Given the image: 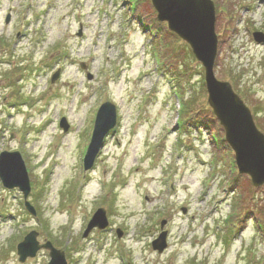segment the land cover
<instances>
[{
	"label": "rangeland",
	"instance_id": "obj_1",
	"mask_svg": "<svg viewBox=\"0 0 264 264\" xmlns=\"http://www.w3.org/2000/svg\"><path fill=\"white\" fill-rule=\"evenodd\" d=\"M151 1L0 0V155L21 154L37 214L0 179V264H22L17 245L32 230L68 264H264V185L239 173L202 63ZM211 1L215 77L231 84L264 134V42L253 34L264 35V1ZM105 102L117 106L118 125L85 171ZM100 208L109 227L84 238Z\"/></svg>",
	"mask_w": 264,
	"mask_h": 264
},
{
	"label": "water",
	"instance_id": "obj_2",
	"mask_svg": "<svg viewBox=\"0 0 264 264\" xmlns=\"http://www.w3.org/2000/svg\"><path fill=\"white\" fill-rule=\"evenodd\" d=\"M158 12V19L167 22L169 29L187 42L196 59L205 69V82L209 94V104L220 124L226 131L227 142L235 152L236 163L241 174L251 177L254 186L264 185V134L255 125L251 111L241 98L235 94L229 83L218 81L214 74V63L218 50L215 34V10L211 0H152ZM257 42H264L263 34H255ZM117 122L116 108L110 103L104 104L98 113L93 138L89 146L85 169L92 168L103 147L104 138ZM62 127L68 130L65 120ZM0 179L8 189L19 188L23 192L27 209L36 215L35 209L27 201L31 185L25 163L18 152L0 155ZM109 225L104 210H100L91 220L86 235L94 227L105 229ZM165 222L162 223V228ZM119 237L122 233L119 232ZM38 233L31 232L18 245L20 262L35 257L42 250L50 252L49 264H67L65 253L50 242L40 245ZM167 232H163L153 243L155 250L162 251L166 243Z\"/></svg>",
	"mask_w": 264,
	"mask_h": 264
},
{
	"label": "trees",
	"instance_id": "obj_3",
	"mask_svg": "<svg viewBox=\"0 0 264 264\" xmlns=\"http://www.w3.org/2000/svg\"><path fill=\"white\" fill-rule=\"evenodd\" d=\"M184 108H185V105H184ZM184 108H183V109H184ZM184 113H185V114H184ZM187 113L190 114V110L188 111V110H185V109H184V111L182 112V114H183L182 116H183V117H186V114H187ZM181 122H184V120L182 119Z\"/></svg>",
	"mask_w": 264,
	"mask_h": 264
}]
</instances>
